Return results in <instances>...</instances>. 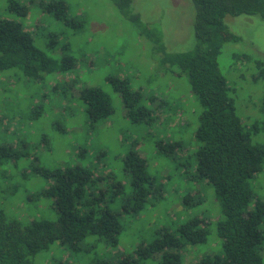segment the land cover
Returning a JSON list of instances; mask_svg holds the SVG:
<instances>
[{"label": "rangeland", "instance_id": "rangeland-1", "mask_svg": "<svg viewBox=\"0 0 264 264\" xmlns=\"http://www.w3.org/2000/svg\"><path fill=\"white\" fill-rule=\"evenodd\" d=\"M9 1L0 0V19L16 18L7 8ZM16 1L26 4L29 0ZM30 1L29 13L23 21L32 33L37 26V32L32 34L34 45L59 61L60 48L48 51L46 47L50 35L55 34L60 44L68 43L75 69L44 75L40 81H30L22 75L13 79L10 71L0 72V143L20 154L16 163L8 162L0 167V209L13 219L25 221L57 218L52 199L39 195L48 183L36 173L37 169L92 167L100 175L111 173L128 192L129 177L122 168V158L129 144L136 142L155 178L154 184L160 186L161 196L147 202L137 214L128 207L127 212H120V199L112 202L110 207L123 227L119 243L116 247L97 244L91 258L95 255L102 258L105 254L130 255L141 242L154 239L162 228L175 231L178 224L197 210L214 221L220 207L212 187L193 183L182 175V166L175 167L172 158L158 152L155 144L158 139L181 142L180 148L172 150L175 160L192 156L194 162L197 145L193 133L201 106L190 91L186 76L160 64L161 53H157L154 43L139 34L111 0H63L71 15L84 19L81 30H71L43 12L40 3L46 0ZM131 8L154 29L167 51H188L196 43L192 30L194 5L190 0H132ZM223 22L227 34L237 40L223 43L218 69L226 79L237 115L250 125L263 117L264 80H255L254 65L237 57L247 55L264 62V19L226 15ZM107 77L128 78L131 89L141 91L145 98L153 97L151 104L158 117L151 129L129 122L121 97L112 90ZM55 84L57 89L53 88ZM84 84L100 87L111 98L112 114L94 128L87 126L84 105L77 97ZM61 87L67 93H60ZM251 139L253 143H264L263 129ZM84 146L85 152L79 156L77 153ZM187 170L191 173L192 167L188 166ZM258 178L257 190L264 199V171ZM102 182L100 185L105 184ZM186 193L199 196L201 205L193 209L185 207L182 199ZM262 248L264 264V244ZM207 250H210L208 245H186L181 251L182 258L185 263H192ZM65 260L70 264H91L89 254H71L57 243L34 257L35 264H64ZM157 263V255L144 262Z\"/></svg>", "mask_w": 264, "mask_h": 264}, {"label": "trees", "instance_id": "trees-1", "mask_svg": "<svg viewBox=\"0 0 264 264\" xmlns=\"http://www.w3.org/2000/svg\"><path fill=\"white\" fill-rule=\"evenodd\" d=\"M111 1L119 13L136 26L139 34L154 43L157 53H161L160 64L186 76L190 91L198 99L201 112L193 133L197 145L193 164L192 156L183 161L175 160L172 150L180 148L181 142L158 139L155 144L158 152L172 158L175 167L184 168H180L182 175L193 183L202 182L212 187L220 214L213 221L197 210L178 224L175 231L162 228L154 239L141 242L130 255L105 254L102 258L96 255L91 258L97 244L102 242L105 246L116 247L119 243L123 227L110 207L112 202L120 199V212H127L128 207L137 214L147 202L161 196L160 186L154 184L155 178L138 144L131 142L122 158V168L129 177L128 192L111 173L100 175L92 167L71 165L52 170L37 169L36 173L48 183L39 195L52 199L58 216L55 220L25 221L13 219L0 209V264H35L36 254L54 243L71 254H89L91 264H144L155 255L159 256L157 264H263L260 254L264 244V199L259 196L262 193L258 192L255 180L264 171V143H253L251 136L260 129L264 131V100L263 117L250 125L244 124L235 111L226 79L219 72L218 56L225 41L237 40L227 34L224 17L246 15L264 19V0H190L194 5L192 30L196 43L182 52L165 49L154 29L132 11V0ZM25 3L10 0L7 8L16 18L0 19V72L10 71L13 79L22 75L27 80L40 81L44 75L74 70L75 59L68 43L60 44L55 34L50 35L46 47L48 51L60 48L59 61L34 45L32 34L37 32V26L32 33L24 24L31 1ZM40 7L71 30L84 27V19L71 15L63 0L41 1ZM237 58L254 65L255 80H264V62L247 55ZM106 79L121 97L129 122L151 129L158 117L152 108L153 97L145 98L141 91L131 89L128 78ZM57 87L53 85L54 89ZM79 89L77 97L84 105L87 126L94 128L112 114L111 98L98 86L84 84ZM65 92L61 87L60 93ZM84 148L78 151L79 156L85 152ZM19 157L11 146L0 143V167L8 162L16 163ZM188 166L192 167L191 173H188ZM102 181L105 184L100 185ZM199 198L186 193L182 203L193 209L201 205ZM186 245H208L210 250L195 262L185 263L181 251ZM64 264L70 263L65 260Z\"/></svg>", "mask_w": 264, "mask_h": 264}]
</instances>
